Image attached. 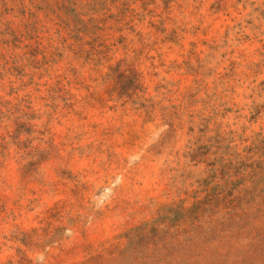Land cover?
Returning <instances> with one entry per match:
<instances>
[{
    "label": "rangeland",
    "instance_id": "1",
    "mask_svg": "<svg viewBox=\"0 0 264 264\" xmlns=\"http://www.w3.org/2000/svg\"><path fill=\"white\" fill-rule=\"evenodd\" d=\"M0 264H264V0H0Z\"/></svg>",
    "mask_w": 264,
    "mask_h": 264
}]
</instances>
